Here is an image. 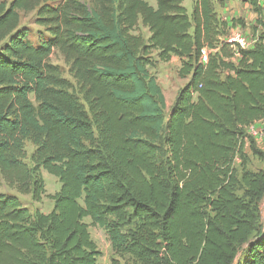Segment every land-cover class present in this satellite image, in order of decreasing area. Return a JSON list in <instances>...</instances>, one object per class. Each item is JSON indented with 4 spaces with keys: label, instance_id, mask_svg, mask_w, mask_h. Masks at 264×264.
Segmentation results:
<instances>
[{
    "label": "trees",
    "instance_id": "16d2710c",
    "mask_svg": "<svg viewBox=\"0 0 264 264\" xmlns=\"http://www.w3.org/2000/svg\"><path fill=\"white\" fill-rule=\"evenodd\" d=\"M154 1H0V264H99L87 218L107 232L111 264H264V171L244 150L245 128L264 122L261 2L241 0L262 31L236 64L217 11L229 0H195L191 14L185 0ZM35 10L49 35L38 46L20 29ZM154 52L179 57L188 80L166 122ZM43 171L61 184L48 214L2 191L40 202Z\"/></svg>",
    "mask_w": 264,
    "mask_h": 264
},
{
    "label": "rangeland",
    "instance_id": "374dc122",
    "mask_svg": "<svg viewBox=\"0 0 264 264\" xmlns=\"http://www.w3.org/2000/svg\"><path fill=\"white\" fill-rule=\"evenodd\" d=\"M1 2H5L6 4H10L12 0H0ZM49 5H57L65 0H45ZM83 2H89L90 0H81ZM152 5H156L154 0H146ZM233 2V6L230 7L227 15L224 14L222 8L217 5V11L222 19L229 18L227 21L230 23V30L228 36H231L234 32H242L244 33L249 40L253 42V47L257 46L259 37L262 31V27L259 25L258 21L260 19L259 15L254 12V9L250 5L244 4L241 0H229ZM195 0H185L184 5L187 8L189 14L192 13L194 8ZM229 3V2H228ZM264 5V4H263ZM236 10H240L239 14H236ZM264 10V8H263ZM20 29H26L28 32L29 41L38 46L39 42L43 39L49 38L45 28L41 27L37 22V10L32 12H21L20 13ZM264 19V16H263ZM142 34L147 39L149 36L148 30L141 28ZM239 56L236 57L238 60V64H241L245 61L244 56L242 55V51H239ZM152 65L149 67V70L152 75H154L157 79L158 85L161 87L162 92L166 98V109L164 112L165 122L168 121L170 117V111L172 106L176 101V97L179 91L187 84L188 80L182 79L180 77V70L182 68V60L179 57H172L169 62H162L158 59L157 54L154 52L151 56ZM51 63L60 67L63 77L68 79L75 87H77V82L70 74V67L65 62V59L59 52H54V54L50 58ZM82 99V96L80 95ZM83 101V100H82ZM84 103V101H83ZM263 124V123H262ZM251 128L246 127L245 132L246 143H245V153L248 157L247 167L252 172L264 171V139L257 138L252 136ZM34 151V147L29 143L27 145V158L26 162L31 165L30 157L32 152ZM241 159L237 158L235 161V167L237 168L239 175L242 176V168H241ZM43 178L45 180L46 185V195L40 202H36L33 200L31 195H21L17 193L16 190H12L9 188L2 189L3 192L15 195L19 198L22 205L29 209L31 213L39 210L44 214L50 213L54 208V202L51 199L53 195L58 193L61 188V184L59 180L48 174L47 172H42ZM237 195L240 197L244 196V190L242 188L237 189ZM260 225L264 226V199L261 201L260 205ZM85 222L89 225V231L91 233V237L96 243L99 251L101 252V257L99 259V264H111V261L116 258L113 249L111 247V242L108 237L107 232L104 229L93 226L91 219H85ZM121 264H129V257L126 258H118Z\"/></svg>",
    "mask_w": 264,
    "mask_h": 264
},
{
    "label": "built area",
    "instance_id": "2783aa9c",
    "mask_svg": "<svg viewBox=\"0 0 264 264\" xmlns=\"http://www.w3.org/2000/svg\"><path fill=\"white\" fill-rule=\"evenodd\" d=\"M227 42L231 44L232 49L237 55L239 54V50H249L253 46V42L242 32H234L231 36H228ZM208 56L209 52L204 50L201 57V62L203 64L208 62ZM250 128L252 136L264 139V122L252 124Z\"/></svg>",
    "mask_w": 264,
    "mask_h": 264
},
{
    "label": "crops",
    "instance_id": "0c3cea01",
    "mask_svg": "<svg viewBox=\"0 0 264 264\" xmlns=\"http://www.w3.org/2000/svg\"><path fill=\"white\" fill-rule=\"evenodd\" d=\"M229 2V3H228ZM227 3H226V6L224 7V8H222V10H223V12H224V14L225 15H227V13H228V11L230 10V7L231 6H233V2L232 1H228ZM260 2H261V5H262V8H264V0H260ZM247 6L249 5V4H246ZM189 13V12H188ZM240 13V10H236V14H239ZM224 20H226V21H228L229 20V18H225ZM229 24V26H230V23H228ZM236 56H235V58H234V62L236 63V64H238V60H236V57H238L239 55H237V54H235ZM167 106V105H166Z\"/></svg>",
    "mask_w": 264,
    "mask_h": 264
}]
</instances>
